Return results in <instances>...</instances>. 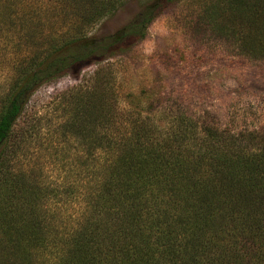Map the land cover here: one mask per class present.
Here are the masks:
<instances>
[{
  "label": "trees",
  "instance_id": "trees-1",
  "mask_svg": "<svg viewBox=\"0 0 264 264\" xmlns=\"http://www.w3.org/2000/svg\"><path fill=\"white\" fill-rule=\"evenodd\" d=\"M49 1L79 14L69 34L43 33L40 1L0 0L9 66L0 89V264H264V126L233 133L180 114L158 133L138 118L123 121L96 74L92 91L78 90L63 109L78 115L93 103V150L60 182L35 175L42 170L25 148L39 125L18 126L32 93L124 50L176 0H156L101 37L78 24L92 27L123 0ZM224 10L239 48L253 40L264 49V0H226Z\"/></svg>",
  "mask_w": 264,
  "mask_h": 264
},
{
  "label": "rangeland",
  "instance_id": "rangeland-1",
  "mask_svg": "<svg viewBox=\"0 0 264 264\" xmlns=\"http://www.w3.org/2000/svg\"><path fill=\"white\" fill-rule=\"evenodd\" d=\"M30 1L32 7L42 2L45 15L38 19L42 27L48 26L43 33L67 35L68 27L79 18L66 3L54 6L49 0ZM155 1L123 0L92 27L77 23L79 32L91 37L115 34ZM225 2L176 0L152 18L140 38L129 39L131 45L124 50L38 87L18 121V126L27 130L32 122L40 128L25 148L33 167L42 170L35 175L48 183L60 182L69 167L79 164L81 153L93 150L86 144L95 135L93 103L90 101L91 106L83 107L78 115H66L63 109L78 90L92 91L96 74L108 91L106 103L115 104L123 121L138 118L158 126V133L166 131L180 114L198 122H217L233 133L264 126V49L260 44L252 45L253 40L239 48L238 28L224 10ZM48 8L56 12L52 17L46 15ZM2 52L0 89L9 68ZM152 104L158 110L149 111ZM132 111L141 113L134 118Z\"/></svg>",
  "mask_w": 264,
  "mask_h": 264
}]
</instances>
